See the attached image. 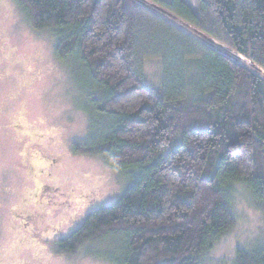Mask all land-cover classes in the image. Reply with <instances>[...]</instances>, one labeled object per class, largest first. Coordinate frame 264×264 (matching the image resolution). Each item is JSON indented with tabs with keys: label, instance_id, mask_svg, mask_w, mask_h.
I'll return each mask as SVG.
<instances>
[{
	"label": "trees",
	"instance_id": "16d2710c",
	"mask_svg": "<svg viewBox=\"0 0 264 264\" xmlns=\"http://www.w3.org/2000/svg\"><path fill=\"white\" fill-rule=\"evenodd\" d=\"M18 1L36 30H51L59 57L82 65L92 109L108 121L100 139L73 152L138 174L117 201L58 240V254L118 234L124 264H202L237 225L234 184L264 208V0H197L198 12L187 0H148L227 51L139 0ZM135 14L145 22L139 32ZM150 26L198 59L195 78L187 82L179 66L159 84L145 79L138 63L151 47L140 35ZM234 264H264V247L238 248Z\"/></svg>",
	"mask_w": 264,
	"mask_h": 264
},
{
	"label": "rangeland",
	"instance_id": "374dc122",
	"mask_svg": "<svg viewBox=\"0 0 264 264\" xmlns=\"http://www.w3.org/2000/svg\"><path fill=\"white\" fill-rule=\"evenodd\" d=\"M139 1L196 31L154 3ZM187 2L198 12L197 0ZM137 15L135 32L145 25ZM144 29L140 36L151 55L143 53L138 65L148 82L166 81L179 66L187 82L197 76L198 59L180 53L178 41L154 26ZM132 35L129 45L137 50L142 43ZM88 84L78 61L59 57L50 29L36 30L18 0H0V264H124L126 241L118 234L84 243L73 254L56 252L58 240L79 229L89 213L117 201L138 176L73 152L74 144L100 139L108 122L92 109L95 92ZM231 200L237 225L202 264H234L238 248L264 247V208L243 183L232 186Z\"/></svg>",
	"mask_w": 264,
	"mask_h": 264
},
{
	"label": "flooded vegetation",
	"instance_id": "af4514ba",
	"mask_svg": "<svg viewBox=\"0 0 264 264\" xmlns=\"http://www.w3.org/2000/svg\"><path fill=\"white\" fill-rule=\"evenodd\" d=\"M25 224V223H24Z\"/></svg>",
	"mask_w": 264,
	"mask_h": 264
}]
</instances>
